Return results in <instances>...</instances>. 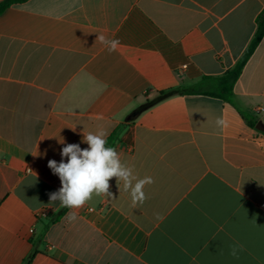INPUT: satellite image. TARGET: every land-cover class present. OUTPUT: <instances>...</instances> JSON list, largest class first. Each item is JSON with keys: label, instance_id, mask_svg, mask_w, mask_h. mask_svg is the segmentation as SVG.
I'll list each match as a JSON object with an SVG mask.
<instances>
[{"label": "crops", "instance_id": "1", "mask_svg": "<svg viewBox=\"0 0 264 264\" xmlns=\"http://www.w3.org/2000/svg\"><path fill=\"white\" fill-rule=\"evenodd\" d=\"M263 10L264 0H28L3 11L0 264H264V37L233 104L214 95ZM100 128L155 183L133 208L113 178L111 196L93 195L70 221L49 201L61 182L48 161Z\"/></svg>", "mask_w": 264, "mask_h": 264}, {"label": "clouds", "instance_id": "2", "mask_svg": "<svg viewBox=\"0 0 264 264\" xmlns=\"http://www.w3.org/2000/svg\"><path fill=\"white\" fill-rule=\"evenodd\" d=\"M97 40L109 52L116 51L119 41L109 39L99 34ZM217 125H223L222 119H217ZM108 131L100 128L83 136V142L88 145L82 149L79 144H67L61 150L62 160L48 161V167L57 175L61 187L49 194L50 202H60L61 207L72 210L68 219L75 220L76 212L91 200L93 195L111 196L110 180L115 178L118 187L122 183L123 190L130 193L133 208L142 205L147 199L144 191L146 185L155 183L150 176L138 178L134 175V167L121 161L115 147L108 146ZM63 158H67V162ZM157 219H162L157 214ZM242 244H234L230 255L237 256L238 250H243Z\"/></svg>", "mask_w": 264, "mask_h": 264}, {"label": "trees", "instance_id": "3", "mask_svg": "<svg viewBox=\"0 0 264 264\" xmlns=\"http://www.w3.org/2000/svg\"><path fill=\"white\" fill-rule=\"evenodd\" d=\"M26 1L28 0H5L0 3V14L12 5L21 4ZM256 23H257V29L254 34V37L252 38L250 44L248 45L247 49L245 50L244 54L239 59L237 64L232 69L228 70L221 77L215 78L218 81V88H217V92H215L214 95L226 102H229L230 104H233V87L236 81L242 74L245 65L247 64L248 60L253 55V53L255 52V50L257 49L261 40L264 37V10L257 17ZM182 93L183 91L181 87H176V88L167 89L165 91H161L157 93L155 97H153L150 100H147L143 105H141L134 112L133 116L136 117L141 113L145 112L146 110L150 109L154 105L166 100L167 98H170L175 95H180ZM240 114L250 127L258 129L261 126L260 122L257 119L252 118L244 113H240ZM114 137L115 135H113L111 139H113ZM107 142H108V146H110L112 140H109ZM31 260L32 258H30L26 262V264H30Z\"/></svg>", "mask_w": 264, "mask_h": 264}, {"label": "built area", "instance_id": "4", "mask_svg": "<svg viewBox=\"0 0 264 264\" xmlns=\"http://www.w3.org/2000/svg\"><path fill=\"white\" fill-rule=\"evenodd\" d=\"M90 210H93V209H90ZM47 214H48L47 209H42V210L38 213V216H40V217H46Z\"/></svg>", "mask_w": 264, "mask_h": 264}, {"label": "water", "instance_id": "5", "mask_svg": "<svg viewBox=\"0 0 264 264\" xmlns=\"http://www.w3.org/2000/svg\"><path fill=\"white\" fill-rule=\"evenodd\" d=\"M264 130V129H263Z\"/></svg>", "mask_w": 264, "mask_h": 264}]
</instances>
